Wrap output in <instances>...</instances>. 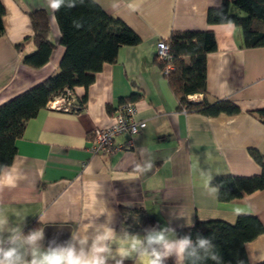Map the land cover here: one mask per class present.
<instances>
[{
    "label": "crops",
    "instance_id": "1",
    "mask_svg": "<svg viewBox=\"0 0 264 264\" xmlns=\"http://www.w3.org/2000/svg\"><path fill=\"white\" fill-rule=\"evenodd\" d=\"M0 1L6 10L0 37L1 106L58 74L65 48L48 0ZM96 2L141 42L122 47L117 62L106 64L89 87L73 90L77 101L85 99L83 107L75 112L47 107L27 123L9 165L15 180L0 184V218L19 224L25 234L43 230L45 247L50 240H68L88 219L103 222L107 215L117 231L123 226L140 235L132 230L140 224L141 212L161 226L183 215L172 220L176 232L189 228L187 219L190 227L210 221L235 224L241 215L257 217L264 227V190L222 202L219 191L205 188L200 175L201 168L211 169L212 184L218 177L253 178L264 172V124L256 115L264 110V47L246 48L241 29L232 23H208V12L223 0ZM36 11L47 13L49 39L56 46L39 69L23 63L36 50L30 19ZM231 12L237 13L233 7ZM189 31H210L216 38L217 50L207 57L208 100L233 102L241 113L207 117L180 109L157 64V44ZM131 96H137L136 118L147 123L146 129L133 138L116 137L119 150L112 154L92 155L94 130L111 127L121 101ZM149 162L152 167L145 170ZM245 252L249 264L264 262V232L245 245ZM166 264H174V258Z\"/></svg>",
    "mask_w": 264,
    "mask_h": 264
},
{
    "label": "trees",
    "instance_id": "2",
    "mask_svg": "<svg viewBox=\"0 0 264 264\" xmlns=\"http://www.w3.org/2000/svg\"><path fill=\"white\" fill-rule=\"evenodd\" d=\"M232 7L236 9V14L231 12ZM5 14V7L0 1V37L5 33ZM55 15L61 32V45L65 48L60 72L0 106V165L12 164L17 154L16 142L22 139L27 123L47 108L52 99L64 94L66 90L89 87L106 64L117 62L122 47L136 46L141 42L136 32L122 20L107 15L96 0H83V3L75 0L74 7L62 6L55 11ZM30 19L36 50L26 56L23 63L39 69L47 64L56 46L49 39L51 29L47 13L33 12ZM74 21L80 27H76ZM207 21L210 25L232 23L241 29L246 48L264 47V0H223L221 7L208 12ZM166 42L174 66L166 78L181 110L207 117L241 113V109L233 102L208 100L207 57L217 50L213 32L175 33ZM17 48L21 50L23 45ZM157 64L161 70L164 69L165 64L158 59ZM195 95H203V101L194 102L189 99ZM136 99L137 96H131L122 100L121 104ZM80 104L81 107L85 105L84 98ZM256 115L264 124V110ZM211 185L219 191L222 202H230L245 194L264 190V172L253 178L218 177ZM141 216L140 224L133 232L144 234V228L158 225L148 214L141 212ZM263 232L264 227L257 217L241 215L235 224L223 221L197 222L193 227L178 230L177 234L191 233L195 238L199 233L213 237L215 250L221 257L220 264H249L245 245ZM208 264L214 262L209 261Z\"/></svg>",
    "mask_w": 264,
    "mask_h": 264
},
{
    "label": "clouds",
    "instance_id": "3",
    "mask_svg": "<svg viewBox=\"0 0 264 264\" xmlns=\"http://www.w3.org/2000/svg\"><path fill=\"white\" fill-rule=\"evenodd\" d=\"M83 3V0H80ZM53 11L62 6L74 7L75 0H48ZM76 27H80L76 24ZM152 164L144 168L150 170ZM204 178V186L209 191L213 172L211 169H200ZM15 177L7 165H0V184L12 183ZM239 209H236L239 214ZM186 218L181 214L171 217L170 222L163 226L156 225L144 228V234H133L126 227L119 231L113 226V219L107 215L103 221L92 217L81 223L72 232L70 238L63 242L48 241L45 247L44 231L30 230L24 233L22 227L11 225L6 219L0 218V264H125L133 260L134 264H166L174 258V264H220L221 257L216 252L213 237H205L199 233L178 235L171 226L172 220ZM187 226L192 223L187 219Z\"/></svg>",
    "mask_w": 264,
    "mask_h": 264
},
{
    "label": "built area",
    "instance_id": "4",
    "mask_svg": "<svg viewBox=\"0 0 264 264\" xmlns=\"http://www.w3.org/2000/svg\"><path fill=\"white\" fill-rule=\"evenodd\" d=\"M157 59L164 63L162 73L168 76L173 70V56L170 52L169 45L165 40L157 44ZM190 100L195 101V98L190 97ZM80 101L75 99L74 93L71 90H66L64 94L52 99L47 107L51 111L56 112H75L80 108ZM138 108L135 102H125L120 104L117 112L114 115V123L107 129H95L93 132L94 138L91 143L90 152L96 156L102 153H114L119 148L114 144L116 137L128 135L131 138L139 135L147 127L145 121L137 120Z\"/></svg>",
    "mask_w": 264,
    "mask_h": 264
},
{
    "label": "water",
    "instance_id": "5",
    "mask_svg": "<svg viewBox=\"0 0 264 264\" xmlns=\"http://www.w3.org/2000/svg\"><path fill=\"white\" fill-rule=\"evenodd\" d=\"M51 230H55V229H51ZM53 232V231H52ZM67 236H65V240H66Z\"/></svg>",
    "mask_w": 264,
    "mask_h": 264
}]
</instances>
